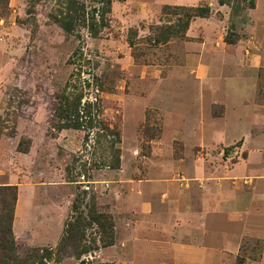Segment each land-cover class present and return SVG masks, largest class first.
Wrapping results in <instances>:
<instances>
[{"label": "rangeland", "instance_id": "obj_1", "mask_svg": "<svg viewBox=\"0 0 264 264\" xmlns=\"http://www.w3.org/2000/svg\"><path fill=\"white\" fill-rule=\"evenodd\" d=\"M222 1L113 0L94 38L56 23L67 0H0L13 256L56 252L74 226L76 241L45 264H264V0ZM197 8L209 14L184 30ZM79 93L120 133L119 169L102 164L95 129L60 128V99ZM93 211L112 217V246Z\"/></svg>", "mask_w": 264, "mask_h": 264}, {"label": "trees", "instance_id": "obj_2", "mask_svg": "<svg viewBox=\"0 0 264 264\" xmlns=\"http://www.w3.org/2000/svg\"><path fill=\"white\" fill-rule=\"evenodd\" d=\"M95 6L91 9V13L86 12V5L77 0H67L68 11L64 17L56 18L55 21L65 32H72L79 22L83 23L89 34L96 38L109 23L108 16L112 11L113 0H90ZM221 4L224 1L221 0ZM250 5L254 8V0H250ZM209 11L197 8L193 14L187 16V20L183 22V29L189 27L190 21L195 17H206ZM83 95L79 93L73 98L63 96L55 110V114L63 123L61 129H95L96 142L100 138L106 139L108 143V160L103 161V165L110 169H119L120 167V149L118 145L121 143L120 133L112 129L110 125L103 123L99 117V112L94 114V106L88 104L82 106ZM26 152V151H25ZM104 158H106L104 156ZM17 201V188L15 186L0 187V264H45L44 261H49L56 255L57 259H61V254L66 253V248L71 246L76 241L75 235L77 230L72 229L65 231V236L59 243L56 252L53 249H33L30 250L24 258L13 256L15 251V239L13 236L12 226L14 218V210ZM95 207H93L94 209ZM91 222L96 224L100 230L99 241L102 248L112 246L114 243V223L110 215L97 213L93 211L89 218ZM82 234V233H81ZM83 234L81 235V237ZM76 247V246H75ZM97 247L96 249H99ZM244 248H242V251ZM90 249L82 247L81 250H75L72 254L81 259L84 255L89 254ZM71 253V252H70ZM80 264H85V260H81ZM112 264V263H99ZM236 264H247L245 257L240 255Z\"/></svg>", "mask_w": 264, "mask_h": 264}]
</instances>
